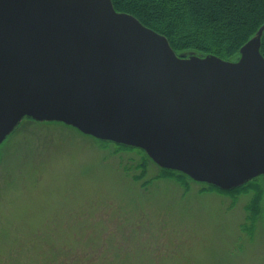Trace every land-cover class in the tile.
Returning <instances> with one entry per match:
<instances>
[{"label": "water", "instance_id": "obj_1", "mask_svg": "<svg viewBox=\"0 0 264 264\" xmlns=\"http://www.w3.org/2000/svg\"><path fill=\"white\" fill-rule=\"evenodd\" d=\"M263 30L235 61L177 56L111 0H0V143L25 116L57 121L237 187L264 175Z\"/></svg>", "mask_w": 264, "mask_h": 264}, {"label": "rangeland", "instance_id": "obj_2", "mask_svg": "<svg viewBox=\"0 0 264 264\" xmlns=\"http://www.w3.org/2000/svg\"><path fill=\"white\" fill-rule=\"evenodd\" d=\"M26 122L0 143V264H264L259 179L221 192Z\"/></svg>", "mask_w": 264, "mask_h": 264}, {"label": "trees", "instance_id": "obj_3", "mask_svg": "<svg viewBox=\"0 0 264 264\" xmlns=\"http://www.w3.org/2000/svg\"><path fill=\"white\" fill-rule=\"evenodd\" d=\"M117 12L134 16L163 35L176 52L237 57L264 25V0H111ZM260 52L264 57V30Z\"/></svg>", "mask_w": 264, "mask_h": 264}]
</instances>
